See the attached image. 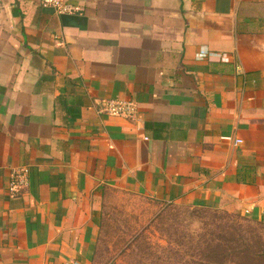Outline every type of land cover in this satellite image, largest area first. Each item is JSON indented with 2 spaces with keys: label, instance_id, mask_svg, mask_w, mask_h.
<instances>
[{
  "label": "crops",
  "instance_id": "obj_1",
  "mask_svg": "<svg viewBox=\"0 0 264 264\" xmlns=\"http://www.w3.org/2000/svg\"><path fill=\"white\" fill-rule=\"evenodd\" d=\"M67 2L0 0V264H94L107 190L263 221L264 0Z\"/></svg>",
  "mask_w": 264,
  "mask_h": 264
},
{
  "label": "rangeland",
  "instance_id": "obj_2",
  "mask_svg": "<svg viewBox=\"0 0 264 264\" xmlns=\"http://www.w3.org/2000/svg\"><path fill=\"white\" fill-rule=\"evenodd\" d=\"M257 16L264 32V5ZM262 166L264 169V163ZM254 230V236L260 238L255 240L260 241L254 240L252 248L264 244V228L246 216L158 205L107 190L102 199L94 264H264L263 256L241 260L237 250L243 248H233L234 240L248 238ZM230 258L234 262H229Z\"/></svg>",
  "mask_w": 264,
  "mask_h": 264
},
{
  "label": "built area",
  "instance_id": "obj_3",
  "mask_svg": "<svg viewBox=\"0 0 264 264\" xmlns=\"http://www.w3.org/2000/svg\"><path fill=\"white\" fill-rule=\"evenodd\" d=\"M36 2L43 8L53 9L57 15H71L79 11L77 7L68 4L67 0H36ZM221 57L220 53L201 49L196 55V61H218L221 60ZM98 113L130 121L138 120L136 105L119 99L101 101L98 104ZM220 140L233 146L242 144L241 140L230 136L222 137ZM28 175L29 170L26 167L11 173L8 184V191L11 195H15L19 190L27 187Z\"/></svg>",
  "mask_w": 264,
  "mask_h": 264
},
{
  "label": "trees",
  "instance_id": "obj_4",
  "mask_svg": "<svg viewBox=\"0 0 264 264\" xmlns=\"http://www.w3.org/2000/svg\"><path fill=\"white\" fill-rule=\"evenodd\" d=\"M250 220V219H249ZM251 223L256 224L257 226H261L264 228V220L261 222H256V221H252L250 220ZM256 233V230L253 231V233L249 234L250 237H244V236H240V239L242 240H234L233 243V248H240L242 247L243 249L237 250V254L242 256L243 261H249L252 260L253 257H264V248L263 245L264 244H259L257 246H254L252 248L253 245V241L255 239H260L257 236H254ZM260 241V240H255V242ZM244 247L246 249H244ZM227 252V251H226ZM226 258H228V255H226ZM229 262H234V260L232 258H230Z\"/></svg>",
  "mask_w": 264,
  "mask_h": 264
}]
</instances>
